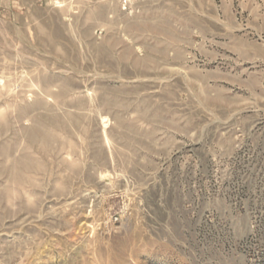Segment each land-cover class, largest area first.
<instances>
[{
	"label": "rangeland",
	"instance_id": "rangeland-1",
	"mask_svg": "<svg viewBox=\"0 0 264 264\" xmlns=\"http://www.w3.org/2000/svg\"><path fill=\"white\" fill-rule=\"evenodd\" d=\"M0 264H264V0H0Z\"/></svg>",
	"mask_w": 264,
	"mask_h": 264
}]
</instances>
